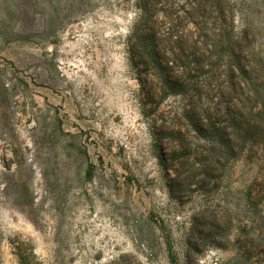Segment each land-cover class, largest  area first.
Returning <instances> with one entry per match:
<instances>
[{"label": "rangeland", "instance_id": "rangeland-1", "mask_svg": "<svg viewBox=\"0 0 264 264\" xmlns=\"http://www.w3.org/2000/svg\"><path fill=\"white\" fill-rule=\"evenodd\" d=\"M149 1L0 0V264H264L263 150L177 174L160 138ZM234 1L264 57V0Z\"/></svg>", "mask_w": 264, "mask_h": 264}, {"label": "trees", "instance_id": "trees-1", "mask_svg": "<svg viewBox=\"0 0 264 264\" xmlns=\"http://www.w3.org/2000/svg\"><path fill=\"white\" fill-rule=\"evenodd\" d=\"M149 3L151 24L141 41L148 50L141 55L148 57L146 64L152 60L159 79L146 83V96L156 105L172 91L181 95L180 110L158 128L177 174L193 169V155H204L221 166L232 156L261 150L264 155V57L256 49L253 28L237 27L238 4ZM159 13L169 24L162 31L154 18ZM189 126L209 136L199 149L193 148Z\"/></svg>", "mask_w": 264, "mask_h": 264}]
</instances>
